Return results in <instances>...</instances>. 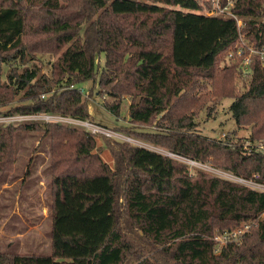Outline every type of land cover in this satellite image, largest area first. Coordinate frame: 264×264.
Instances as JSON below:
<instances>
[{"label":"trees","instance_id":"trees-1","mask_svg":"<svg viewBox=\"0 0 264 264\" xmlns=\"http://www.w3.org/2000/svg\"><path fill=\"white\" fill-rule=\"evenodd\" d=\"M212 9V0H0V115L93 120L78 90L92 81L89 96L98 85L116 116L129 99L131 125L147 128L122 134L264 182L263 148L246 153L191 131L209 100L199 91L205 76L264 145V61L253 58L248 89L237 94L242 57L228 55L241 35L264 46V0H235L241 28ZM22 130L52 139L51 251L0 252V264H264L263 191L100 135L110 165L96 151L98 134L45 120L0 124V172L13 169ZM244 223L241 242L217 252L216 237Z\"/></svg>","mask_w":264,"mask_h":264},{"label":"rangeland","instance_id":"rangeland-1","mask_svg":"<svg viewBox=\"0 0 264 264\" xmlns=\"http://www.w3.org/2000/svg\"><path fill=\"white\" fill-rule=\"evenodd\" d=\"M175 8L182 9L180 6ZM56 57L57 55L46 56L45 60L48 59L51 63ZM45 60L42 64L43 72L49 68ZM225 63L223 62V65ZM239 65L233 81L237 94L245 92L250 82V75H242ZM198 80L199 91L208 92L209 100L199 114L192 115L195 126L191 131L210 139L222 140L233 147H240L246 153H252L258 148L264 149L261 140L252 138V124H237L230 109L232 99L217 100L218 97L211 94L213 92L211 81L205 76H200ZM80 86L85 90V94L82 95L87 99L94 123L120 134H122L118 130L120 127L147 131V128L132 126L128 120L129 99L123 100L120 115L116 116L105 105L106 98L109 102L112 99L99 93L98 85L93 89L92 96H89L92 81H85ZM149 131L153 130L150 128ZM134 140L145 147L160 152L166 151L145 141ZM96 141V151L104 161L114 165L112 154L105 144L106 140L97 135ZM51 143L50 136L42 137V133L35 130H22L16 136L17 158L13 169L0 172V252L48 254L51 251ZM210 166L206 163L205 168L201 169L213 173Z\"/></svg>","mask_w":264,"mask_h":264},{"label":"built area","instance_id":"built-area-1","mask_svg":"<svg viewBox=\"0 0 264 264\" xmlns=\"http://www.w3.org/2000/svg\"><path fill=\"white\" fill-rule=\"evenodd\" d=\"M213 9L207 12L209 15H224V16H233L237 19V23L239 28L243 26L242 19L233 11V7L235 6V0H226V2H222V0H212ZM229 58L242 57L241 63L239 65V71H241L242 75H250L251 74V64L253 62V58L255 56L260 57L261 61H264V46L255 45L252 42L244 39L243 35L240 36L239 41L235 45L233 50L229 51ZM78 90L85 94V90L80 85L78 86ZM44 96V95H43ZM56 121L60 123H65L72 125L74 127L82 128L87 130L90 133L98 134V135H106L109 137H113L120 140H126L133 142L135 144L140 145L138 141L134 140L131 137L122 135L115 130L106 128L104 126L98 125L94 123L92 120H84L76 117L70 116H62V115H54V114H14V115H0V124H8V123H20L23 121ZM126 137V138H125ZM125 138V139H124ZM135 141V142H134ZM138 142V143H137ZM143 146V145H141ZM153 149V148H151ZM163 153L176 158L188 165V170L190 173H193L196 169L205 168L206 163H202L175 153H171L168 151H164ZM211 167V171L219 176L225 177L231 181L246 185L258 191L264 192V182L259 181L256 178H246L243 176L236 175L230 171L218 169L215 167ZM251 227L250 223H244L241 226L237 227L231 232H225L221 236H217L216 239L220 242L219 247L217 248V252L220 250V246L224 245L228 242H241V237L246 233Z\"/></svg>","mask_w":264,"mask_h":264}]
</instances>
